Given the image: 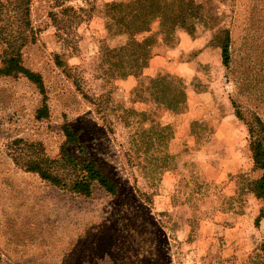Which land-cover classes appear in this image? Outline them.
Segmentation results:
<instances>
[{"label": "rangeland", "instance_id": "obj_1", "mask_svg": "<svg viewBox=\"0 0 264 264\" xmlns=\"http://www.w3.org/2000/svg\"><path fill=\"white\" fill-rule=\"evenodd\" d=\"M130 1L0 0V264H264L250 148L264 125V0H203L196 33L230 31L229 67L210 53L187 109L161 114L135 77L150 63L132 71L110 37L122 29L109 5ZM12 53L45 95L1 73ZM15 145L95 160L117 193L53 186L14 161Z\"/></svg>", "mask_w": 264, "mask_h": 264}, {"label": "trees", "instance_id": "obj_2", "mask_svg": "<svg viewBox=\"0 0 264 264\" xmlns=\"http://www.w3.org/2000/svg\"><path fill=\"white\" fill-rule=\"evenodd\" d=\"M204 5L203 1L198 0H131L126 4L111 3L109 7L114 14L112 18L116 19L122 31L112 32L110 37L120 35L127 37L126 42L118 47H127L125 57L128 58V68L135 72L141 71L150 63L154 55L152 47L158 42L160 36L163 37L165 44L174 47L177 44L176 30L178 28H184L192 35L196 33V22L203 16ZM143 7H145L144 10ZM156 21L159 23L158 30L153 27ZM223 31L214 35L210 44L221 49L222 63L225 67H229L230 31L228 29ZM1 73L23 74L37 85L42 94H46L41 74L26 68L17 53H12L5 59ZM135 77L138 79L137 85L144 90L148 99L164 105L168 110L187 109L188 103L185 98L188 92L186 83L182 79L170 80L167 75L161 74L153 78L142 74ZM158 80L164 83L161 84ZM48 111L46 98H44L43 106L38 111V118L48 116ZM258 122L261 132L252 133L250 148L255 166L263 171L254 183V190L264 199V125L260 119ZM63 131L66 141L77 145L82 150L83 145L77 132L67 124L64 125ZM18 142L16 140L15 144L18 145ZM16 145L12 147L14 153L16 152L14 161L27 171L37 173L40 178L53 186L84 196L92 195L96 185L110 194L117 193V183L99 168L95 160L79 159L66 152L55 159L37 151L29 153L27 158H24L18 151L21 147Z\"/></svg>", "mask_w": 264, "mask_h": 264}, {"label": "crops", "instance_id": "obj_3", "mask_svg": "<svg viewBox=\"0 0 264 264\" xmlns=\"http://www.w3.org/2000/svg\"><path fill=\"white\" fill-rule=\"evenodd\" d=\"M153 27L158 30L159 23L156 21ZM176 36L177 44L174 47L168 46L163 41V37H159L158 42L152 47L154 55L150 60L149 75L146 76L153 78L161 74L167 75L170 80L180 78L186 83L188 94L196 93L191 88L190 83L194 81L205 82L199 71L205 64H208L206 62L208 55L213 52L221 54V49L212 46L210 44L212 38L203 36V33L200 36L197 33L192 35L186 29L178 28ZM117 38H122L124 43L127 40L124 35ZM171 58H174L173 61ZM149 103L155 106L154 109L159 114L168 111L164 105L154 100H150Z\"/></svg>", "mask_w": 264, "mask_h": 264}]
</instances>
